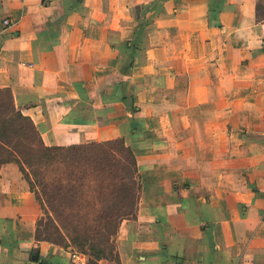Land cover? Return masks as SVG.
<instances>
[{"label": "crops", "instance_id": "1", "mask_svg": "<svg viewBox=\"0 0 264 264\" xmlns=\"http://www.w3.org/2000/svg\"><path fill=\"white\" fill-rule=\"evenodd\" d=\"M260 5L0 0V90L44 143L133 149L137 214L119 262L99 264H264ZM41 216L20 168L2 166L0 264H73L71 247L36 240Z\"/></svg>", "mask_w": 264, "mask_h": 264}, {"label": "trees", "instance_id": "2", "mask_svg": "<svg viewBox=\"0 0 264 264\" xmlns=\"http://www.w3.org/2000/svg\"><path fill=\"white\" fill-rule=\"evenodd\" d=\"M10 163L20 168L41 204L36 240L71 247L87 256V264L119 262V229L136 217L141 191L136 158L124 139L47 146L11 91L2 89L0 170Z\"/></svg>", "mask_w": 264, "mask_h": 264}, {"label": "built area", "instance_id": "3", "mask_svg": "<svg viewBox=\"0 0 264 264\" xmlns=\"http://www.w3.org/2000/svg\"><path fill=\"white\" fill-rule=\"evenodd\" d=\"M3 24L5 26H10L11 22L8 19H5L3 21ZM2 32L3 30H0V37L2 35ZM71 260L73 264H86L85 255L75 250L72 251Z\"/></svg>", "mask_w": 264, "mask_h": 264}]
</instances>
